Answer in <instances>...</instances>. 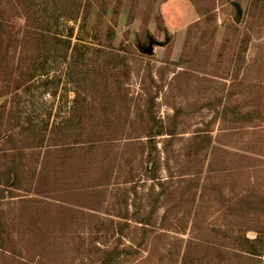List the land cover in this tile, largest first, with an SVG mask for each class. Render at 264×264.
I'll list each match as a JSON object with an SVG mask.
<instances>
[{
  "label": "rangeland",
  "instance_id": "1",
  "mask_svg": "<svg viewBox=\"0 0 264 264\" xmlns=\"http://www.w3.org/2000/svg\"><path fill=\"white\" fill-rule=\"evenodd\" d=\"M0 4V264H264V0Z\"/></svg>",
  "mask_w": 264,
  "mask_h": 264
},
{
  "label": "trees",
  "instance_id": "2",
  "mask_svg": "<svg viewBox=\"0 0 264 264\" xmlns=\"http://www.w3.org/2000/svg\"><path fill=\"white\" fill-rule=\"evenodd\" d=\"M4 11L1 7V4H0V43L4 42V40H6L8 42V44H6V48H5V53L7 54L10 50V44L12 43V40L13 38H16L17 41H20L21 45L22 44H25L26 41H27V34L23 33L21 34L20 32L16 35V37L13 36V31L12 28H10L11 26L8 24V23H5V19L3 17V14ZM21 34V35H20ZM7 38V39H6ZM11 42V43H10ZM21 60L20 62L23 63L24 61H26L27 59V56H28V52L26 51V49H23L22 50V54H21ZM6 56L0 54V70L3 69V65L4 63L6 62ZM29 58V57H28ZM23 67H19L17 70H15L16 72H18V70L22 69ZM5 69H3L2 73L4 72ZM13 70V69H12ZM16 74V73H15ZM13 75V72L12 74ZM29 73L27 75V73L24 75V77H21V73H20V76L18 75V78H20L18 80L17 78V82L19 84H22L23 82H26L28 79H29ZM23 78V79H21ZM1 82H2V78L0 79V98L3 96V86L1 85ZM6 109H7V104L6 103H3L1 106H0V138L1 136L3 135V124L5 122V131L7 130V127H6V117L4 116L5 115V112H6ZM6 133V132H5ZM4 133V134H5ZM174 132L173 131H168V133H165V134H159V135H168L169 137L165 138V140L162 142L163 143V149L162 151L158 148V144L157 142L155 141L154 137H149L148 139V146L151 147L152 149V152L149 156V161L148 163L146 164V171H147V174L148 176L150 177L151 180H155L157 179L158 177V174L162 168V160H164L165 158L163 157L164 154L167 153V148L168 146L171 145L172 143V140L174 138ZM254 145H252L251 149H250V152L253 153V154H256V155H259V156H264L262 153L264 152V143L263 142H256V143H253ZM154 151L158 154L156 157L154 156ZM5 154L6 152H8V150H5L4 151ZM249 159L253 160L254 158L256 157H248ZM166 168V167H165ZM246 169H252L254 170L255 174L257 173H260L262 167L260 165H251V166H245V167H242V170H246ZM167 170H169V167L167 166ZM42 182V175L40 174L39 175V184ZM162 184V183H160ZM57 190V191H56ZM54 191H48V195L44 196V195H40V191H38L36 193V195L40 196V197H46L47 199H54L56 201H60V202H63V203H68L67 201H65V196H63L62 194L65 193V190L64 189H56ZM72 192L74 193L75 190L72 189ZM59 194V195H58ZM62 205V204H61ZM74 205H77L74 203ZM143 226H147L149 224L145 223L144 221L140 222ZM196 220L193 219L192 221V226L196 225ZM161 230H164V227L161 228ZM164 231H160L157 236V239L158 237H162L164 235L163 233ZM2 248H0L1 250Z\"/></svg>",
  "mask_w": 264,
  "mask_h": 264
},
{
  "label": "water",
  "instance_id": "3",
  "mask_svg": "<svg viewBox=\"0 0 264 264\" xmlns=\"http://www.w3.org/2000/svg\"><path fill=\"white\" fill-rule=\"evenodd\" d=\"M151 52H152V49L150 48V49H149V53H151Z\"/></svg>",
  "mask_w": 264,
  "mask_h": 264
}]
</instances>
